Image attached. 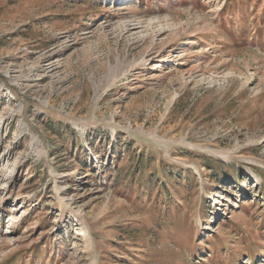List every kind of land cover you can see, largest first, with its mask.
I'll return each instance as SVG.
<instances>
[{
  "label": "rangeland",
  "instance_id": "obj_1",
  "mask_svg": "<svg viewBox=\"0 0 264 264\" xmlns=\"http://www.w3.org/2000/svg\"><path fill=\"white\" fill-rule=\"evenodd\" d=\"M0 264H264V0H0Z\"/></svg>",
  "mask_w": 264,
  "mask_h": 264
},
{
  "label": "bare ground",
  "instance_id": "obj_2",
  "mask_svg": "<svg viewBox=\"0 0 264 264\" xmlns=\"http://www.w3.org/2000/svg\"><path fill=\"white\" fill-rule=\"evenodd\" d=\"M137 24V23H136ZM131 26H134L132 23H130L127 27V32L129 33L130 32V30H131ZM134 28V27H133ZM138 28V27H137ZM254 178H255V182H256V185L258 186V185H261L262 183H261V180L258 178V177H255L254 176Z\"/></svg>",
  "mask_w": 264,
  "mask_h": 264
}]
</instances>
